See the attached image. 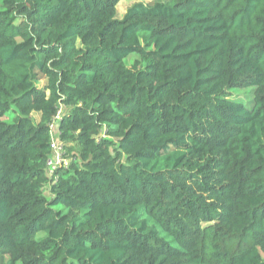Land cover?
Returning a JSON list of instances; mask_svg holds the SVG:
<instances>
[{
	"label": "trees",
	"instance_id": "1",
	"mask_svg": "<svg viewBox=\"0 0 264 264\" xmlns=\"http://www.w3.org/2000/svg\"><path fill=\"white\" fill-rule=\"evenodd\" d=\"M124 1L0 0V264H264V0Z\"/></svg>",
	"mask_w": 264,
	"mask_h": 264
},
{
	"label": "built area",
	"instance_id": "2",
	"mask_svg": "<svg viewBox=\"0 0 264 264\" xmlns=\"http://www.w3.org/2000/svg\"><path fill=\"white\" fill-rule=\"evenodd\" d=\"M61 116H62V112L59 111L58 114L54 117V120L50 125V135L52 139L53 155L51 159L49 160L48 165L51 169V172H53L58 166L64 163V160H63L64 147L60 140V129H59Z\"/></svg>",
	"mask_w": 264,
	"mask_h": 264
},
{
	"label": "rangeland",
	"instance_id": "3",
	"mask_svg": "<svg viewBox=\"0 0 264 264\" xmlns=\"http://www.w3.org/2000/svg\"><path fill=\"white\" fill-rule=\"evenodd\" d=\"M135 0H127L120 4L119 6V15L122 16V14L125 12L126 8L133 3ZM146 2H149L148 0H144ZM137 59V57H134V60ZM131 62V60H130ZM46 79H41L40 82H38L39 87H44L46 85ZM255 89H236L231 90L228 92V96L232 100H236L239 102L244 103L247 106H252L255 100ZM68 163V161H66Z\"/></svg>",
	"mask_w": 264,
	"mask_h": 264
}]
</instances>
